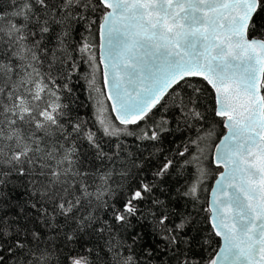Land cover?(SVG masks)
Listing matches in <instances>:
<instances>
[{"label":"snow or ice","instance_id":"obj_1","mask_svg":"<svg viewBox=\"0 0 264 264\" xmlns=\"http://www.w3.org/2000/svg\"><path fill=\"white\" fill-rule=\"evenodd\" d=\"M0 264H264V0H0Z\"/></svg>","mask_w":264,"mask_h":264},{"label":"trees","instance_id":"obj_2","mask_svg":"<svg viewBox=\"0 0 264 264\" xmlns=\"http://www.w3.org/2000/svg\"><path fill=\"white\" fill-rule=\"evenodd\" d=\"M96 43L98 45V43H99L98 38L96 39ZM97 57H98V50H97ZM97 82H98V84H102V80L100 79L99 74L97 76ZM85 89H86V82L82 79L80 82V86L77 88V92H76V95L79 97L76 106L78 107V110L81 113L87 114L86 118L91 119L94 116L95 105H94L93 100L89 97V94ZM179 135H180V133H177L176 137H173V139H177L179 137ZM177 142L179 143L178 139H177ZM172 147H175V146L173 145ZM211 183H212V181L210 180L209 184H211Z\"/></svg>","mask_w":264,"mask_h":264},{"label":"water","instance_id":"obj_3","mask_svg":"<svg viewBox=\"0 0 264 264\" xmlns=\"http://www.w3.org/2000/svg\"><path fill=\"white\" fill-rule=\"evenodd\" d=\"M98 57H99V51H98Z\"/></svg>","mask_w":264,"mask_h":264}]
</instances>
